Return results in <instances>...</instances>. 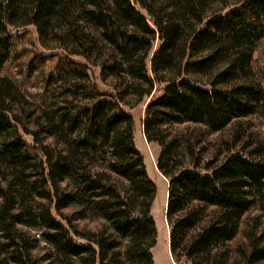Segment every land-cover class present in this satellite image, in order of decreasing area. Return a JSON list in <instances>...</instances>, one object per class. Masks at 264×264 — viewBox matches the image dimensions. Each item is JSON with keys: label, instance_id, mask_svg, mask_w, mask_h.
Returning a JSON list of instances; mask_svg holds the SVG:
<instances>
[{"label": "trees", "instance_id": "1", "mask_svg": "<svg viewBox=\"0 0 264 264\" xmlns=\"http://www.w3.org/2000/svg\"><path fill=\"white\" fill-rule=\"evenodd\" d=\"M30 26L62 52L61 86L38 111L0 77V264H154L157 188L127 111L147 99L175 263L264 264V142L241 125L264 113V0H0V71Z\"/></svg>", "mask_w": 264, "mask_h": 264}, {"label": "rangeland", "instance_id": "2", "mask_svg": "<svg viewBox=\"0 0 264 264\" xmlns=\"http://www.w3.org/2000/svg\"><path fill=\"white\" fill-rule=\"evenodd\" d=\"M18 32L20 35L14 41L11 56L0 71V77L10 79L39 111L45 104L54 102L59 96L61 83L56 78L51 81L49 74L55 68L62 52L57 49L52 51L46 50L40 43L34 27H26L20 29ZM251 66L255 78L264 88V38L256 46ZM92 72L100 87L104 88L105 86L99 80L98 70L93 69ZM158 94L157 92L156 96ZM149 101L150 99H147L133 109L127 108V111L131 113L134 119L136 148L143 157L149 178L157 188V195L151 211L157 227V243L151 252L154 264H177L170 252V228L166 217L169 181L160 173L157 167L160 149L157 145L147 142L142 127L145 109ZM241 122V125L247 128V134H252L253 140L264 142L263 111ZM234 128L231 126L221 133H215L213 136V140L215 141V158L217 156L219 161H222L226 156L225 143L231 140ZM25 139L28 143H32L31 137L28 136ZM66 212L67 214L71 213V211ZM257 215V211L251 213L252 218ZM96 226V222L89 219L80 223V228H95ZM47 255L51 256L49 247L41 241L38 249L34 252V256L40 259Z\"/></svg>", "mask_w": 264, "mask_h": 264}]
</instances>
